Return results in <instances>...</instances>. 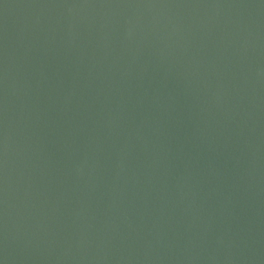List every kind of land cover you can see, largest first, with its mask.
I'll return each instance as SVG.
<instances>
[{
    "label": "water",
    "instance_id": "1",
    "mask_svg": "<svg viewBox=\"0 0 264 264\" xmlns=\"http://www.w3.org/2000/svg\"><path fill=\"white\" fill-rule=\"evenodd\" d=\"M3 264H264V0H0Z\"/></svg>",
    "mask_w": 264,
    "mask_h": 264
},
{
    "label": "snow or ice",
    "instance_id": "2",
    "mask_svg": "<svg viewBox=\"0 0 264 264\" xmlns=\"http://www.w3.org/2000/svg\"><path fill=\"white\" fill-rule=\"evenodd\" d=\"M0 264H3V261L2 260H0Z\"/></svg>",
    "mask_w": 264,
    "mask_h": 264
}]
</instances>
